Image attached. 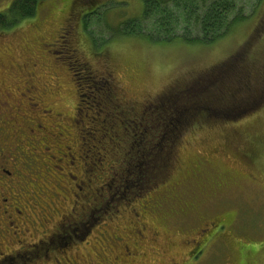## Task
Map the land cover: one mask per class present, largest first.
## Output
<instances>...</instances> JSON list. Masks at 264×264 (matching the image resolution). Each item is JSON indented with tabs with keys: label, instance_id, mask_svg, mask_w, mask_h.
Masks as SVG:
<instances>
[{
	"label": "rangeland",
	"instance_id": "obj_1",
	"mask_svg": "<svg viewBox=\"0 0 264 264\" xmlns=\"http://www.w3.org/2000/svg\"><path fill=\"white\" fill-rule=\"evenodd\" d=\"M14 1L0 0V12ZM237 7L241 21L228 36L206 45L124 34L132 29L131 21L143 17L142 0H40L34 16L0 30V82L21 88L16 97L20 100L31 75L42 105L65 118L73 148L80 128L78 107L82 108L84 123L79 125L85 126L91 164L85 178L90 174L91 188L98 192L91 196L92 232L86 242L78 241L86 247L81 254L94 257L106 239L104 231L112 236L117 229L119 235L130 236L137 213L146 235L156 240L141 243L140 264H189L187 241L198 238L196 233L208 223L211 232L210 223L221 221L226 224L225 248L210 250L202 264H264V105L239 118L187 120L173 138L174 147L162 152L163 167H156L157 176L150 178L154 179L146 178L144 185L130 181L117 194L119 180L113 176L105 179L106 193L99 190L109 168L119 174L133 169L130 159L118 153L126 134L138 126L132 122L141 121L144 111L161 102L175 84L183 87L212 71H228V81L240 90L264 89V0H237ZM142 23L146 31L153 30L151 20ZM62 28L70 32L63 44L74 55L51 45ZM72 56L94 75L112 80L108 106L122 111L120 122L102 124L105 114L88 102L94 101L93 93L81 89L85 96L80 98L67 65ZM110 113L115 115V109ZM23 159L34 172L30 158ZM51 187L60 198L70 196L67 204L72 205L70 194H62L55 184ZM168 187L175 195L164 193ZM171 195L174 200L168 199Z\"/></svg>",
	"mask_w": 264,
	"mask_h": 264
},
{
	"label": "flooded vegetation",
	"instance_id": "obj_2",
	"mask_svg": "<svg viewBox=\"0 0 264 264\" xmlns=\"http://www.w3.org/2000/svg\"><path fill=\"white\" fill-rule=\"evenodd\" d=\"M61 31L64 35L60 32L51 45L63 49L65 54L74 55L75 51L65 48L63 44L64 39H69L70 32L66 28ZM71 60L67 65L73 73L77 90L86 92L88 84L83 86L81 81L90 83L89 71L81 66L75 56ZM73 62L76 64L74 67ZM22 88V99L19 100L16 98L17 90L21 88L0 82V264H140L141 243L149 244L156 240L153 237L152 242V236L146 235V227L137 213L136 219L131 222L130 236L119 235L117 229L112 236L104 231L106 239L94 257L80 253L86 247L78 246V241L86 242L87 235L94 227L91 225V196L98 192L91 188L90 174L85 178L91 164L87 156L89 149L85 126L82 127V108L79 105L76 126L80 128L73 148L66 134L65 118L42 105V95L37 94L38 87L31 75ZM84 96L80 92V98ZM24 157L30 158L34 172ZM72 169L76 176L70 171ZM109 169L101 176L103 181L99 190L106 193L105 179L115 176L119 180L115 187L118 194L121 181L115 169ZM53 184L59 187L62 194L71 195L72 205L67 204L70 196L60 198L58 193H53ZM65 184L69 186L68 189H64ZM170 188L174 189L175 186L171 185ZM167 190L164 193L175 195L176 190L169 192V187ZM173 196L168 199L174 200ZM210 226L211 232L208 223L196 233L198 238L187 241L189 264H202L210 250L218 245L224 247L223 229L226 224L221 221L212 225L211 222ZM57 252H61L60 257Z\"/></svg>",
	"mask_w": 264,
	"mask_h": 264
},
{
	"label": "trees",
	"instance_id": "obj_3",
	"mask_svg": "<svg viewBox=\"0 0 264 264\" xmlns=\"http://www.w3.org/2000/svg\"><path fill=\"white\" fill-rule=\"evenodd\" d=\"M39 1L16 0L11 3L6 12H0V30L11 28L34 16ZM142 1L143 17L131 21L132 29L124 34H144L156 41L173 42L180 39L192 44H214L228 36L232 27L239 23L242 17L240 16L242 12L237 7V0ZM150 20L153 23V30L146 31L142 27V21ZM72 66L76 64L73 62ZM86 70L89 71L90 81L86 83L89 88L86 92L89 95L93 93L94 103L100 112L105 114L102 124L109 125L108 122L113 119L120 122L123 118L122 111L118 112L119 108L115 105L108 106L111 97L108 96V91L112 80L94 75L89 68ZM220 72L212 71L201 75L183 87L175 84L161 102L144 111L141 121L136 119L132 122L138 126L133 127L130 135L126 134L127 139L118 152L121 156L130 159L133 168L121 174L117 172L123 192L130 181L142 185L146 178L157 176L156 167L163 165H161L162 152L171 149L173 138L180 135V129L187 120L199 118L221 121L232 117L239 118L253 113L264 105V89L259 92L254 88H247V91L240 90L238 86L231 85L228 81V71L226 75ZM110 108L115 109V115L110 113ZM122 122H125V119Z\"/></svg>",
	"mask_w": 264,
	"mask_h": 264
}]
</instances>
